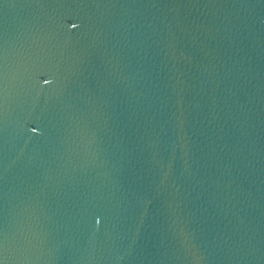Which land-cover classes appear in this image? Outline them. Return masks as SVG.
<instances>
[{
    "label": "water",
    "instance_id": "95a60500",
    "mask_svg": "<svg viewBox=\"0 0 264 264\" xmlns=\"http://www.w3.org/2000/svg\"><path fill=\"white\" fill-rule=\"evenodd\" d=\"M0 264H118L53 197L1 130Z\"/></svg>",
    "mask_w": 264,
    "mask_h": 264
}]
</instances>
